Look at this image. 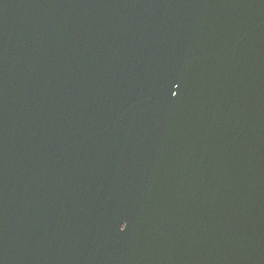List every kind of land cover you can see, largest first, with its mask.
Wrapping results in <instances>:
<instances>
[{"label":"water","instance_id":"water-1","mask_svg":"<svg viewBox=\"0 0 264 264\" xmlns=\"http://www.w3.org/2000/svg\"><path fill=\"white\" fill-rule=\"evenodd\" d=\"M0 264H264V0H0Z\"/></svg>","mask_w":264,"mask_h":264},{"label":"snow or ice","instance_id":"snow-or-ice-1","mask_svg":"<svg viewBox=\"0 0 264 264\" xmlns=\"http://www.w3.org/2000/svg\"><path fill=\"white\" fill-rule=\"evenodd\" d=\"M177 87H179V85H177ZM172 95H173V96H175V95H176V93H175V92H173V93H172ZM126 227H127V224H126V226H125V228H124V229H126Z\"/></svg>","mask_w":264,"mask_h":264}]
</instances>
